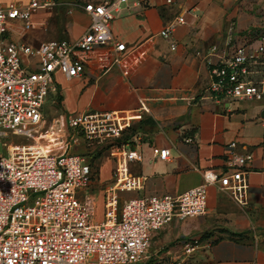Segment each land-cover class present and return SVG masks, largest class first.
Here are the masks:
<instances>
[{"label":"built area","instance_id":"1","mask_svg":"<svg viewBox=\"0 0 264 264\" xmlns=\"http://www.w3.org/2000/svg\"><path fill=\"white\" fill-rule=\"evenodd\" d=\"M129 2L150 4L77 0L89 16L87 30L75 40H49L31 47L4 39L3 33L9 20L22 21L28 29L39 0L8 7L0 1V140L8 134L29 140L1 142L7 155L0 154V264H198L190 258L200 237L185 238L179 257L165 261L147 253L153 233L175 219L204 214L209 185L226 189L238 205L248 203L246 174L253 155L237 153L232 141L226 171L208 169L203 183L176 196H141L120 206L118 191L140 189L143 184V178L130 172V163L142 159L135 145L143 134L123 139L133 122L142 119L143 99L134 110L58 114L47 122L43 104L56 90L55 73L71 78L84 71L77 52L112 46L115 55L107 69L123 62V45L114 40L110 26L114 12ZM172 2L163 0L167 6ZM183 15L168 20L159 35L170 38L184 22ZM198 55L208 65L211 99H264V26L239 31L230 22L223 43ZM151 152L155 160L170 156L168 147L153 145ZM103 153L112 161V170L102 190L98 220V198L90 186L98 171L95 162ZM203 244L212 242L207 238Z\"/></svg>","mask_w":264,"mask_h":264},{"label":"crops","instance_id":"2","mask_svg":"<svg viewBox=\"0 0 264 264\" xmlns=\"http://www.w3.org/2000/svg\"><path fill=\"white\" fill-rule=\"evenodd\" d=\"M0 1L5 7L30 2ZM43 2L50 3L42 6ZM76 2L39 0L40 5L31 10L29 28L22 21L9 20L4 39L31 47L49 40L77 39L90 19ZM182 12L184 22L171 37L160 36L165 23ZM230 22L239 31L264 26V0H173L168 6L163 0H150L145 7L129 2L114 12L110 26L114 40L123 45L121 64L108 70L115 51L112 46H97L87 53L77 52L84 65L79 76L55 73L56 115L134 110L139 99L146 103L142 119L123 135L126 140L135 132L143 134L135 145L142 159L130 163L131 174L143 178V184L140 189L118 191L120 206L141 196H176L203 183L204 171H226L232 141L237 153L253 155L246 174L247 205L235 203L226 189L209 185L204 214L175 219L153 233L149 251L165 261L179 257L185 238L198 236L200 245L191 255L192 262L264 264V99H211L208 65L198 55L223 43ZM188 137L192 141L187 142ZM153 145L168 147L169 158L153 159ZM99 161L90 186L98 198V220L102 190L112 170L106 153ZM207 238L210 246L203 244Z\"/></svg>","mask_w":264,"mask_h":264},{"label":"rangeland","instance_id":"3","mask_svg":"<svg viewBox=\"0 0 264 264\" xmlns=\"http://www.w3.org/2000/svg\"><path fill=\"white\" fill-rule=\"evenodd\" d=\"M52 98L55 99L54 103L51 101ZM58 100L59 99L58 98L56 99L54 92H50L49 95L46 97V100L43 104V114L45 115L47 122H49L51 120L52 116H56L57 111L55 109L56 108L58 109V107H59ZM5 141H7V142L11 141L13 143H28L29 142V140H27L25 137L14 136V135L8 134L7 136L2 137L0 140V154L1 155H7V153H6L4 147L2 146V143H1V142H5ZM71 153H79V151L78 150H72ZM102 161H103V159H102ZM95 163L97 165H99V163H100L99 159ZM98 167L99 166H97L96 169ZM147 253L151 254V251H149V248L147 250Z\"/></svg>","mask_w":264,"mask_h":264}]
</instances>
